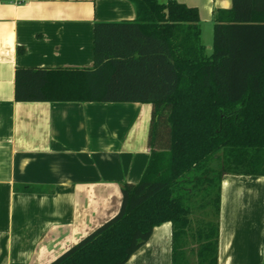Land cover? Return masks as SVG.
<instances>
[{
  "label": "trees",
  "instance_id": "1",
  "mask_svg": "<svg viewBox=\"0 0 264 264\" xmlns=\"http://www.w3.org/2000/svg\"><path fill=\"white\" fill-rule=\"evenodd\" d=\"M131 1L135 19L95 24L92 67L16 68L17 101L153 105L142 178L123 185L115 216L49 264H125L164 222L172 264H218L223 175L264 176V0L218 12L210 54L197 7Z\"/></svg>",
  "mask_w": 264,
  "mask_h": 264
},
{
  "label": "crops",
  "instance_id": "2",
  "mask_svg": "<svg viewBox=\"0 0 264 264\" xmlns=\"http://www.w3.org/2000/svg\"><path fill=\"white\" fill-rule=\"evenodd\" d=\"M179 1L198 8L213 50L216 15L232 0ZM136 15L131 0H0V264L51 263L115 216L123 185L142 178L151 103L15 96L18 66L92 67L95 24ZM125 264H172V223ZM218 264H264L263 175H223Z\"/></svg>",
  "mask_w": 264,
  "mask_h": 264
},
{
  "label": "rangeland",
  "instance_id": "3",
  "mask_svg": "<svg viewBox=\"0 0 264 264\" xmlns=\"http://www.w3.org/2000/svg\"><path fill=\"white\" fill-rule=\"evenodd\" d=\"M207 45V53L210 54L213 50L209 47L208 43H204Z\"/></svg>",
  "mask_w": 264,
  "mask_h": 264
}]
</instances>
